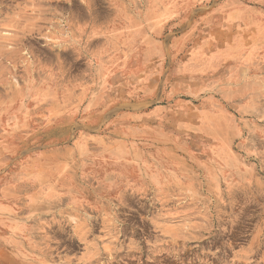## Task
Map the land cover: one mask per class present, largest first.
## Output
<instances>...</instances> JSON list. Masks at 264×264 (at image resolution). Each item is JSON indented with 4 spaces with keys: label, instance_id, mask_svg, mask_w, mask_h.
Returning a JSON list of instances; mask_svg holds the SVG:
<instances>
[{
    "label": "rangeland",
    "instance_id": "obj_1",
    "mask_svg": "<svg viewBox=\"0 0 264 264\" xmlns=\"http://www.w3.org/2000/svg\"><path fill=\"white\" fill-rule=\"evenodd\" d=\"M0 264H264V0H0Z\"/></svg>",
    "mask_w": 264,
    "mask_h": 264
},
{
    "label": "bare ground",
    "instance_id": "obj_2",
    "mask_svg": "<svg viewBox=\"0 0 264 264\" xmlns=\"http://www.w3.org/2000/svg\"><path fill=\"white\" fill-rule=\"evenodd\" d=\"M23 22V21H22Z\"/></svg>",
    "mask_w": 264,
    "mask_h": 264
}]
</instances>
